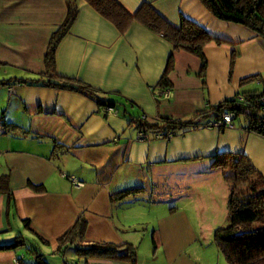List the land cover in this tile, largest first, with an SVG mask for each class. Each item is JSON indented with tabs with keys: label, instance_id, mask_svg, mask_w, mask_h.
Listing matches in <instances>:
<instances>
[{
	"label": "crops",
	"instance_id": "obj_1",
	"mask_svg": "<svg viewBox=\"0 0 264 264\" xmlns=\"http://www.w3.org/2000/svg\"><path fill=\"white\" fill-rule=\"evenodd\" d=\"M76 1L77 17L56 46V70L91 85L111 106L76 90L15 79L45 72V53L68 5L0 0V80L7 81L0 83V175H9L8 188L0 191V264L35 263L28 242L48 264H132L78 255L74 247L88 240L134 244V264H228L177 209L158 215L152 241L146 239L133 202L163 182L175 190L185 175L211 172L213 155L223 151L245 153L264 176V135L238 116L233 127L183 125L169 136L138 127V120L200 124L214 114L194 119L198 112L238 93L262 91L264 39L215 17L200 0H118L131 13L150 3L172 24L184 16L220 39L203 47V80L198 56L174 50L139 20L121 33L87 1ZM171 53L170 84L158 86ZM165 88L171 96L159 93ZM140 130L146 137L137 138ZM77 222L83 236L60 248L59 238ZM17 235L26 243L3 247Z\"/></svg>",
	"mask_w": 264,
	"mask_h": 264
},
{
	"label": "trees",
	"instance_id": "obj_2",
	"mask_svg": "<svg viewBox=\"0 0 264 264\" xmlns=\"http://www.w3.org/2000/svg\"><path fill=\"white\" fill-rule=\"evenodd\" d=\"M68 12L65 20L51 39L44 56L45 72L35 77L15 78L22 82H42L59 88L72 89L93 97L101 105L111 106L113 101L99 97L97 89L87 83L78 81L73 76L62 75L56 70L55 51L58 42L66 35L75 21L79 6L76 0H66ZM100 15L110 20L122 33L133 20H139L147 27L163 35L173 45V49H183L198 56L201 61L199 76L204 80L206 60L203 47L211 40L220 39L211 36L205 28L197 22L181 17L179 25H174L160 15L147 2L133 13L129 12L118 0H85ZM204 6L217 18L240 23L248 27L254 34L264 39V0H200ZM170 54L164 73L159 78L158 86L168 87L166 72L172 66ZM9 81V80H8ZM0 83H7L0 80ZM223 111L236 112L235 118L244 114L248 129L264 135V89L260 92L238 93L234 97L226 98L209 109L198 112L194 119L212 112L217 118ZM234 118V119H235ZM233 119V120H234ZM162 126L148 123L140 118L138 127L163 129V133L172 132L179 126L189 128L198 125L193 121H179L170 117H163ZM209 120V119H208ZM207 121V120H206ZM174 133V132H172ZM212 165L220 168L224 179L228 183L227 215L225 225L218 226L213 231V240L228 264H264V176L256 168L250 158L241 151H223L213 155ZM9 175H0V191L8 188ZM28 220H25V222ZM29 224V223H28ZM83 229L77 222L59 238L60 248L75 243V238H81ZM37 236L39 234L37 233ZM25 239L17 235L14 240L4 243L3 247H12L19 243L23 245ZM26 243V241H25ZM78 255L86 258H108L125 260L134 264L136 260V246L131 243L115 244L112 242L88 240L74 247ZM28 250L35 252L37 260L33 264H48L47 260L37 248ZM22 261V260H21ZM24 264V261H22ZM68 264V263H66Z\"/></svg>",
	"mask_w": 264,
	"mask_h": 264
},
{
	"label": "rangeland",
	"instance_id": "obj_3",
	"mask_svg": "<svg viewBox=\"0 0 264 264\" xmlns=\"http://www.w3.org/2000/svg\"><path fill=\"white\" fill-rule=\"evenodd\" d=\"M244 114L238 115V118L247 121ZM163 183L152 192L146 191V196L139 203L133 202L136 204L133 208H136L135 212L141 215L143 222L139 232H144L143 236L152 241L151 233L157 223V216L177 209L183 214L182 220L187 219L192 224L198 239L214 241V229L228 221L229 188L220 168L214 166L207 174L185 175L175 190L172 189L173 183ZM26 246L27 249L33 247L30 242ZM150 246L153 248V245Z\"/></svg>",
	"mask_w": 264,
	"mask_h": 264
},
{
	"label": "built area",
	"instance_id": "obj_4",
	"mask_svg": "<svg viewBox=\"0 0 264 264\" xmlns=\"http://www.w3.org/2000/svg\"><path fill=\"white\" fill-rule=\"evenodd\" d=\"M160 94H162L164 97H169L171 96V90L169 88H165L163 91L159 92ZM236 112L233 111H223L220 113V115H218L217 118H212L209 119L207 121H204L199 125L202 126H210V127H217V128H221V127H233V119L235 118V114ZM171 134V132L168 133H157L156 135L161 136V135H165V136H169ZM146 137V133L143 130L138 131L137 133V138L142 139ZM74 184L79 185L77 180L73 177L72 178Z\"/></svg>",
	"mask_w": 264,
	"mask_h": 264
}]
</instances>
